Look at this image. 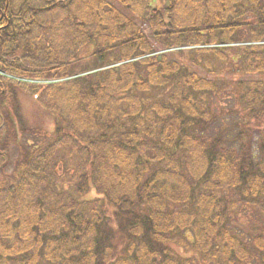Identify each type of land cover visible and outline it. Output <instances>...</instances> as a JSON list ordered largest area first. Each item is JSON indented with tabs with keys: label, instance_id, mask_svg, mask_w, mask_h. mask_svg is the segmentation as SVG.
I'll return each mask as SVG.
<instances>
[{
	"label": "trees",
	"instance_id": "1",
	"mask_svg": "<svg viewBox=\"0 0 264 264\" xmlns=\"http://www.w3.org/2000/svg\"><path fill=\"white\" fill-rule=\"evenodd\" d=\"M226 51L264 76V0H0V264H264V80Z\"/></svg>",
	"mask_w": 264,
	"mask_h": 264
},
{
	"label": "rangeland",
	"instance_id": "2",
	"mask_svg": "<svg viewBox=\"0 0 264 264\" xmlns=\"http://www.w3.org/2000/svg\"><path fill=\"white\" fill-rule=\"evenodd\" d=\"M189 50H190V48H182L180 51L181 53H180V56L178 57V60H180L182 63H188V60L190 58ZM177 51H178V49H171V50L161 49L158 51V54H162V53L163 54H166V53L175 54V53H177ZM226 52L228 54V60L226 62H224L223 65H221V66H218L217 62H214L213 68H211L212 70L215 71L214 72L215 75H217L220 78H223L225 80L226 79L231 80L233 78L235 79L236 77L241 78L243 80H248V79L264 80V76H258V77L256 76V77H252V78L249 76L243 75V74H237V76H236V73L234 72V67H231V65H233L236 58L232 52H230V51H226ZM91 53H92L91 48H87V47L81 48L77 52V57H78L79 61L74 63V65L71 67L72 72H74L73 74H75L78 70H80L84 67H88V66L91 67L94 64H96L95 60L91 57ZM17 58L19 59V61L22 64L30 65L29 61H31V60L27 59L26 57L21 56V54L18 55ZM198 70H200V69H198ZM201 73H202V75L205 76L207 71L201 72ZM209 75L210 74H208V76ZM75 77H77V76L74 75L70 79L75 78ZM210 77H211V75H210ZM9 79H11V78H9ZM25 80L35 81L34 79H29V78H27ZM45 80H49V81L38 80V79L36 81L48 82V84H52L51 81H54V80H50V79H45ZM59 81H63V80H59ZM22 83H24V82H22ZM24 84L31 85L29 83H24ZM48 84L46 83V85H48ZM22 94L23 93L19 92L18 100L20 101V104H21V112H22V117H23L25 124L29 127H32V128H39L40 127L45 133L49 134L51 132V129H52V121H53V117L51 116V114L47 110L43 109L40 105H38L36 103L35 99L29 97L28 95L23 96ZM40 138H42V137H40ZM19 141L25 142L27 145H36V144L43 143V139L40 140L37 135H35L34 137L21 136V137H19ZM15 155H16V150L14 147H11L9 149V153H8V158H9L10 163L14 160ZM87 197L89 199H91V198H94L96 196H95V193H91L89 196L88 195L85 196V198H87ZM106 212L108 215H110L112 213V211L110 209H107ZM245 219H242L241 222L246 225ZM117 237L118 236L116 235L115 244L119 245L120 241ZM177 252H179V254H181V255H184L183 251H181L180 249H177Z\"/></svg>",
	"mask_w": 264,
	"mask_h": 264
},
{
	"label": "bare ground",
	"instance_id": "3",
	"mask_svg": "<svg viewBox=\"0 0 264 264\" xmlns=\"http://www.w3.org/2000/svg\"><path fill=\"white\" fill-rule=\"evenodd\" d=\"M52 83H55V82H52Z\"/></svg>",
	"mask_w": 264,
	"mask_h": 264
}]
</instances>
